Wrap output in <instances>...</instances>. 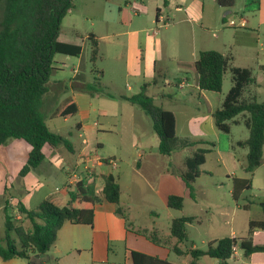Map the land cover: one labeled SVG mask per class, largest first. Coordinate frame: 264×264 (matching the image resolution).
I'll return each mask as SVG.
<instances>
[{
	"label": "crops",
	"instance_id": "1",
	"mask_svg": "<svg viewBox=\"0 0 264 264\" xmlns=\"http://www.w3.org/2000/svg\"><path fill=\"white\" fill-rule=\"evenodd\" d=\"M129 1L126 3H130ZM164 1L154 0V14H152V7L149 6L148 1L144 3L141 0L139 4L134 3L131 11L134 19H138L136 27L130 20L125 26H128L127 30L122 34L114 30L113 23L108 21H105L108 28L106 35L101 36L95 31L90 33L94 34L98 41L102 38L115 39L123 34L128 36L129 41L125 53L127 57L126 78L132 80V86L124 90L118 88L113 82H108L106 85L103 84L104 90L100 94L92 95L88 89L84 88H89L96 79H89L82 72L86 55L85 47L78 42H64L82 47L81 54L73 56L77 58L78 64L73 68L71 80L67 81L59 77L50 78L48 92L43 97L41 110L44 116L47 112L57 124L52 128L45 117L47 126L67 139L66 144L57 147L46 144L43 147L45 155L43 162L25 176H21L20 173L28 161L31 149L28 143L13 139L0 147V213L3 217V209L6 205L10 209V215L14 218L13 211L20 205H23L26 210H31L37 208L45 199L68 200L69 192L76 186L65 188L69 173L78 167L83 172V176L87 175L84 171V160L90 155L119 161L116 168L109 165H96L89 180L97 189H101L105 176L116 177L121 188L119 205L107 201L97 204L92 226L65 222L58 233L55 246L45 255L33 257L39 260V263L35 260L36 264H133L132 252L134 251L174 264H189L190 255L177 256L171 251V248L177 245V240L170 234V225L172 220L179 216L177 210L168 206V198L172 195L183 197L184 204L187 200H193L194 204L198 205V201L195 196L191 198L189 189L179 176L185 168L179 170L173 163V156L180 150L194 149L190 154L193 155L200 147L214 149L211 146L214 142L207 137L206 133L215 130L212 115L216 109L221 108L224 100L220 94L202 91L198 87L199 76L195 70V62L199 52L208 49L197 48V43L201 45L200 47H204L203 45L208 41H215L222 49L218 51L230 59V64L231 61H236L234 50L243 53L248 58L254 47L252 39L243 30L258 32L257 38H264V0H257L258 10L261 12L257 23L250 26L252 23L240 16L238 25L232 27L228 24L235 30L232 38L228 39H226L227 30L224 27L227 26L228 16L236 12L237 3L234 8L228 10L220 7L216 0H210L208 5L205 0H166L167 5ZM248 1L246 0L243 6L247 7ZM167 10H174L176 13L184 12V14L164 16ZM148 12L151 13L149 19L147 17L149 28L142 27L140 16ZM120 24L124 27L123 22ZM153 24H159L162 28H176L178 39L189 47V49L186 47L185 54L182 55L181 49L169 48L167 44L165 45L158 36L157 27L154 28ZM55 62L61 71L59 66L65 65V62L56 60ZM171 64L174 65L172 73ZM243 68L251 69L248 66ZM98 73L97 76L105 75V71ZM172 79L174 82H171ZM144 85L146 94L153 98L155 104L175 115L179 148L171 157L160 153L159 137L154 132L152 122L146 113L140 107L124 99V97L138 94ZM171 87H176L183 92L176 93ZM97 96L103 104L95 105L94 100H97ZM67 100H71L76 105L77 112L65 117L54 118V112ZM93 115L104 119H108L109 116L116 118L114 122L106 121L102 124L95 121L93 125L100 127L98 130L103 135H118L119 133L118 139L121 140L118 141L119 151H124L125 156L117 157L118 152L106 153V146L101 142L93 147L90 146L85 135ZM72 117H79L75 124V136L77 137L75 142L71 141V132H61L62 128L59 125ZM58 119L62 121L57 122ZM235 121L237 124L242 123L238 121V117ZM119 122L122 128H119ZM215 136L219 139L218 133H215ZM189 142H198V144L185 146ZM233 146H231L232 149ZM234 151L221 150L217 155L226 153L225 161H229L230 157L235 159ZM220 160H222L221 157ZM206 162L201 167L202 169ZM233 178L236 177H232V180ZM159 206L161 208H158ZM118 207L127 217L128 227L125 225L121 227L120 220L125 219L117 214ZM205 209L208 213L211 211V208L205 207ZM182 216L193 215L183 214L180 217ZM162 221L167 222L165 229L160 226ZM27 222L25 218L22 225L25 226ZM194 222L200 223L198 218ZM190 225L187 226V232ZM153 230H156L159 237L166 240L168 244L156 245L145 236L137 234V231ZM261 233H254L253 237L263 236L264 241V234ZM229 237H234V234ZM183 257L185 261L181 262L180 258ZM245 258L250 260V264H264V253H254ZM13 259L5 262H11Z\"/></svg>",
	"mask_w": 264,
	"mask_h": 264
},
{
	"label": "trees",
	"instance_id": "2",
	"mask_svg": "<svg viewBox=\"0 0 264 264\" xmlns=\"http://www.w3.org/2000/svg\"><path fill=\"white\" fill-rule=\"evenodd\" d=\"M73 1L0 0L4 6L0 29V147L13 139L28 143L31 149L21 176L43 162V147L46 144L57 147L67 142V139L47 126L41 107L43 97L48 92L50 78L59 70L55 62L56 55L79 56L82 52L80 45L59 41L62 21L73 7ZM237 1L216 0L220 7L228 10L234 8ZM164 4L167 5L166 0ZM88 40L92 43V59L96 61L99 58V41L94 34H89ZM195 70L199 76V89L216 93H221L224 75L230 70L232 87L221 108L216 109L212 117L216 128L225 134L231 131L230 121L237 124L235 119L244 117L243 123L249 136L244 141H238L237 146L247 148L244 170L252 176L261 165L264 149V102H259L255 95H246L249 88L257 84L252 70L231 66L230 59L216 50L200 51ZM84 88L87 90V87ZM124 99L146 113L159 137L160 153L171 157L179 148L175 115L155 104L153 98L146 94L145 85L138 94ZM76 112V105L67 100L54 112L53 117H65ZM196 144L198 142H189L185 146ZM211 146L215 147V144L212 143ZM210 152L212 149L197 148L192 156L185 159V169L179 173L191 198H194L193 185L203 173L201 167ZM90 178V174L82 176L75 189L69 192L68 200L45 199L31 210L20 205L19 210L26 214L30 229L24 225L16 226L6 205L3 209L5 235L0 239V258L4 261L20 258L31 264L32 257L45 255L55 246L58 233L65 222L92 226L97 204L107 201L119 205L121 188L116 177L105 176L101 189L89 182ZM251 187V178H233V199L238 201L243 192ZM261 205L264 212V203ZM168 206L182 210L184 198L172 195L168 198ZM117 214L123 216L128 227V219L120 207L117 208ZM195 220V216H182L173 219L170 225V234L177 240V245L171 251L177 256L190 255L189 264H199L198 260L202 257L220 260L222 264H232L230 260L234 255L233 249L237 246L244 257L264 253V244H255L253 241L254 233L264 232V220H251L248 224V236L239 241L235 237H224L208 242L205 249L191 247L184 250L181 246L189 242L187 226ZM137 234L145 236L156 245L168 244L159 237L156 230L137 231ZM132 258L133 264H174L135 251L132 252Z\"/></svg>",
	"mask_w": 264,
	"mask_h": 264
},
{
	"label": "rangeland",
	"instance_id": "3",
	"mask_svg": "<svg viewBox=\"0 0 264 264\" xmlns=\"http://www.w3.org/2000/svg\"><path fill=\"white\" fill-rule=\"evenodd\" d=\"M129 0H74L73 7L68 11L67 15L62 21L59 41L61 42H75L79 43L86 49L85 60L82 68V72L89 79H94L95 81L87 87L92 95L100 94L103 90V84L108 82H113L118 88L126 89L128 86H132V80L126 78V60L125 57L126 48L128 46L129 38L126 35H119L115 39H106L102 38L99 41V58L96 61L92 59V43L88 40V35L95 31L97 34L104 36L107 34V24L113 23L114 30L119 34L125 32L128 28L125 27L127 23L132 20L136 27V19L131 11V6L134 3L139 4L141 0H130V3H126ZM148 1L149 6L152 7V14H154L155 5L154 0H143L144 3ZM246 0H238L236 12H233L228 16L227 26L224 27L227 32L225 33L226 39L232 38L234 35V29L228 26V23L232 20L239 24L240 16L248 19L252 24L255 25L259 19L260 11L258 10L259 3L257 0H249L247 7L243 6ZM206 4L210 0H205ZM128 4V6H127ZM242 7V8H240ZM133 8V7H132ZM4 13V6L0 3V29L1 22ZM148 14V15H147ZM149 14H141L140 18L142 20V27L149 28ZM173 14H184L176 13L174 10L165 11L164 16H173ZM120 22H123L124 27L121 26ZM222 23V22H221ZM153 27L158 29V36L164 44L168 45L169 48L181 49L182 55L186 52L185 43L178 39L176 35V28H162L159 24H153ZM253 28V27H252ZM242 31V30H241ZM244 33L252 39V46L254 47L252 53L248 58L236 50L233 51V54L236 58V61H231L233 66H239L243 68L244 66L251 67L253 76L256 78L257 84L249 88L246 95L251 97L255 95L259 102H264V38H257L258 32L243 30ZM118 46V47H117ZM197 43V48H206L208 50H222L221 47H218V44L215 41H208L204 47ZM189 49V47H188ZM249 54V53H248ZM56 61L65 62V65L61 64L59 66L61 71H56L52 77H59L63 80H71L73 78V68L77 66L78 60L73 56H63L56 55ZM58 66V65H57ZM174 65L171 64L170 69L171 73L173 72ZM105 71L103 77L97 76L98 72ZM180 75V74H179ZM176 76V75H175ZM171 82H174L172 79ZM163 85V84H162ZM165 85V84H164ZM232 87L231 81V72L227 70L223 79V87L221 97L224 99L228 94L229 90ZM175 89L176 93H181L183 90H179L176 87H171ZM97 89V91H95ZM95 105L103 104L97 96V100H94ZM47 123L54 128L55 122L49 117L48 113H45ZM120 121L121 119L118 118ZM79 120V117H72L67 122H61V132H71L70 138L71 141L75 142L77 137L75 136V124ZM62 121L61 119L56 120ZM97 121L104 123L106 121L114 122L116 118L109 116L108 119L101 118L100 116L96 117L93 115L91 121L87 127L85 138L89 140L91 147L95 146L98 142L103 143L106 148V153H116L118 152L117 157L120 155L125 156L124 151H119V142L118 139L120 134L113 135H103L101 131L98 130L100 127H96L93 123ZM238 121L242 122L240 124H235L230 121L231 131L229 134L220 132L214 126V131H208L207 137L210 138L215 147L212 152L207 155V162L204 168L201 170L203 173L200 178L197 179V182L194 183V196L198 201V205L194 204L193 200H187L184 204V209L177 210V215H193L197 216L199 224L197 222L191 223L188 227L189 242L182 249L187 250L188 248L194 247L198 249H205L209 241L213 239H221L224 237H229L231 234H234L236 239L241 240L248 236V224L251 220L261 221L264 220V212L262 209V203H264V149L263 156L261 160V165L256 168L253 175L250 176L244 170L246 165V155L247 148H242L237 146V142L241 140H246L249 136V131L245 127L243 121L244 117L239 116ZM57 125V124H56ZM119 128H122V125L119 122ZM217 131V132H215ZM215 133L219 134V139L215 136ZM120 138V137H119ZM233 146V150L231 146ZM194 149H186L185 151L180 150L173 156V163L177 168L184 169V159L192 153ZM227 150L235 152V159L230 157L229 161H225V155H217L218 151ZM220 157L222 160H220ZM117 164H118V160ZM116 172V171H115ZM232 177L241 178V179H252V187L249 190L243 192L238 201H235L232 196ZM60 183V182H58ZM135 206V203H133ZM248 206V208H244ZM205 207L211 208V211L208 213V210ZM158 208H161L160 206ZM122 224L127 226L125 220H120ZM161 228L165 229L167 226L166 221L160 223ZM27 229L31 228L29 222L24 226ZM4 217L0 213V238L4 236ZM261 234H264L263 232ZM255 244H264L263 236L253 237ZM181 262L185 261V257L180 258ZM199 264H222L220 260L202 257L198 260ZM232 264H250V260L246 259L240 250L239 246L236 247L233 258L230 261ZM0 264H27V261L20 258H15L11 262H5L0 258Z\"/></svg>",
	"mask_w": 264,
	"mask_h": 264
},
{
	"label": "built area",
	"instance_id": "4",
	"mask_svg": "<svg viewBox=\"0 0 264 264\" xmlns=\"http://www.w3.org/2000/svg\"><path fill=\"white\" fill-rule=\"evenodd\" d=\"M230 26L235 27L236 23L234 21H230L228 23ZM242 25H244V23H242ZM96 165H109L112 168H116L117 167V161L116 159L113 158H108V159H102L99 156H88L85 158L84 160V171L87 174H92L94 171V167ZM83 172L78 168H74L72 169V171L69 173V177H68V181L65 185V188L68 189L70 187H72L73 185H76L80 179L83 176ZM59 190V189H57ZM14 212V222L16 226H21L23 224L24 219L26 218V214L21 212L19 210V208H16ZM234 252L236 251V247L233 249Z\"/></svg>",
	"mask_w": 264,
	"mask_h": 264
},
{
	"label": "water",
	"instance_id": "5",
	"mask_svg": "<svg viewBox=\"0 0 264 264\" xmlns=\"http://www.w3.org/2000/svg\"><path fill=\"white\" fill-rule=\"evenodd\" d=\"M35 260H37L38 263H39V260H38V259H35V258H33V257L31 258L30 263H31V264H36ZM38 263H37V264H38Z\"/></svg>",
	"mask_w": 264,
	"mask_h": 264
}]
</instances>
